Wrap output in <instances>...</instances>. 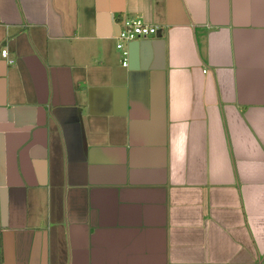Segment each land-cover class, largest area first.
<instances>
[{"label":"crops","instance_id":"obj_1","mask_svg":"<svg viewBox=\"0 0 264 264\" xmlns=\"http://www.w3.org/2000/svg\"><path fill=\"white\" fill-rule=\"evenodd\" d=\"M0 264H264V0H0Z\"/></svg>","mask_w":264,"mask_h":264},{"label":"built area","instance_id":"obj_2","mask_svg":"<svg viewBox=\"0 0 264 264\" xmlns=\"http://www.w3.org/2000/svg\"><path fill=\"white\" fill-rule=\"evenodd\" d=\"M159 28L157 26L146 24L141 19H128L123 21L120 33L117 37L116 50L121 56V63L124 68L129 67L130 45L141 39L157 36ZM1 57L9 64L14 62L9 59V51L4 48L1 51Z\"/></svg>","mask_w":264,"mask_h":264},{"label":"water","instance_id":"obj_3","mask_svg":"<svg viewBox=\"0 0 264 264\" xmlns=\"http://www.w3.org/2000/svg\"><path fill=\"white\" fill-rule=\"evenodd\" d=\"M132 46V45H131ZM131 46H130V52H131Z\"/></svg>","mask_w":264,"mask_h":264}]
</instances>
